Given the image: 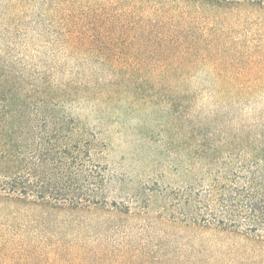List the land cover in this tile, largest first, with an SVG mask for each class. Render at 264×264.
Instances as JSON below:
<instances>
[{
  "label": "rangeland",
  "instance_id": "1",
  "mask_svg": "<svg viewBox=\"0 0 264 264\" xmlns=\"http://www.w3.org/2000/svg\"><path fill=\"white\" fill-rule=\"evenodd\" d=\"M56 1L73 5L0 8V94L31 109L43 101L52 118L74 122L106 201L122 213L5 218L0 264L250 258L242 238L186 225L181 201L264 151V10L241 0L220 22H196L198 39L177 47L108 17L118 0Z\"/></svg>",
  "mask_w": 264,
  "mask_h": 264
},
{
  "label": "trees",
  "instance_id": "2",
  "mask_svg": "<svg viewBox=\"0 0 264 264\" xmlns=\"http://www.w3.org/2000/svg\"><path fill=\"white\" fill-rule=\"evenodd\" d=\"M240 1L118 0L108 6V17L118 18L121 24L149 38L183 47L198 39L196 22L203 19L206 23L218 22L241 6ZM250 2L264 10V0ZM61 5L73 4L56 0H0V8L9 12L25 13L30 8L50 9ZM182 59L175 60L182 63ZM159 65L167 68L174 63L162 57ZM9 99L7 94H0V225H6L5 218L12 219L11 222L30 218L37 210L122 213L117 203L106 201L105 177L76 140L74 122L52 118L43 101L31 109L25 100L14 103L8 102ZM261 149L254 150L255 157L251 160L238 157L241 163L238 171L229 167L218 171L209 191L194 196L187 194L181 201L186 225L229 233L248 242L250 247L245 253L250 258L238 253L232 256L240 264H264V151ZM193 215L194 218L189 217Z\"/></svg>",
  "mask_w": 264,
  "mask_h": 264
}]
</instances>
